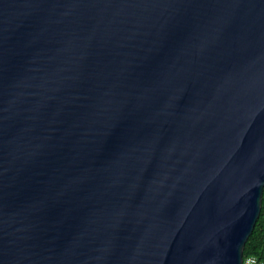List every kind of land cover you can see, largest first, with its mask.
I'll return each instance as SVG.
<instances>
[{
    "label": "water",
    "instance_id": "1",
    "mask_svg": "<svg viewBox=\"0 0 264 264\" xmlns=\"http://www.w3.org/2000/svg\"><path fill=\"white\" fill-rule=\"evenodd\" d=\"M264 188V0H0V264H243Z\"/></svg>",
    "mask_w": 264,
    "mask_h": 264
},
{
    "label": "trees",
    "instance_id": "2",
    "mask_svg": "<svg viewBox=\"0 0 264 264\" xmlns=\"http://www.w3.org/2000/svg\"><path fill=\"white\" fill-rule=\"evenodd\" d=\"M249 255L256 256L264 264V188L259 216L243 250V257Z\"/></svg>",
    "mask_w": 264,
    "mask_h": 264
},
{
    "label": "built area",
    "instance_id": "3",
    "mask_svg": "<svg viewBox=\"0 0 264 264\" xmlns=\"http://www.w3.org/2000/svg\"><path fill=\"white\" fill-rule=\"evenodd\" d=\"M243 264H263L259 259L254 255H249L243 257Z\"/></svg>",
    "mask_w": 264,
    "mask_h": 264
}]
</instances>
